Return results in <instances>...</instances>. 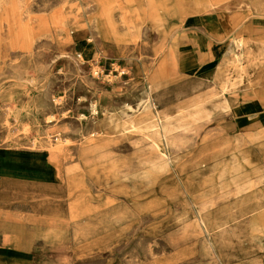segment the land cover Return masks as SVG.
I'll return each instance as SVG.
<instances>
[{
    "label": "rangeland",
    "instance_id": "rangeland-1",
    "mask_svg": "<svg viewBox=\"0 0 264 264\" xmlns=\"http://www.w3.org/2000/svg\"><path fill=\"white\" fill-rule=\"evenodd\" d=\"M172 1L152 0L149 13L179 16V26L141 20L147 0H0V148L13 152L19 168L14 181L0 176V249L22 263L253 264L241 242L259 237L248 221L264 208V63L255 81L233 93L231 109L207 124L187 120L181 142L192 139L196 147L184 156L116 182L98 171L113 160L135 166L142 148L141 157L151 153L138 133L111 126L102 134L99 123L143 97L153 74L211 84L225 53L241 54L237 40L264 39V0ZM211 12L226 14L228 35L217 36L219 50L197 69L183 45L185 19ZM94 26L112 30L123 45L113 50L96 36L94 50ZM216 125L245 139L227 149L220 134L203 141ZM90 142H109L107 154L84 153ZM6 160L0 153L1 166ZM32 170L49 179L24 177ZM68 177L85 185L92 205L111 201L85 222L73 218ZM238 183L242 192L231 193ZM232 214L237 229L213 225ZM0 264L12 262L0 257Z\"/></svg>",
    "mask_w": 264,
    "mask_h": 264
},
{
    "label": "bare ground",
    "instance_id": "bare-ground-1",
    "mask_svg": "<svg viewBox=\"0 0 264 264\" xmlns=\"http://www.w3.org/2000/svg\"><path fill=\"white\" fill-rule=\"evenodd\" d=\"M260 2H262V0L259 1V4ZM205 24L207 26V22ZM241 38L236 41V47L241 49V54H233V51H230L226 53L225 58L223 59L224 64L221 66L222 70L216 77L220 87L219 93H216L213 96H208L205 100L177 105L176 116L171 117L160 114V112L156 110V104L151 100L149 95H145L138 99L135 104L126 102V108L121 113L112 112L107 118L103 119L102 122L99 121L102 129L100 133L107 134V129L111 126L121 127L122 131L130 134L138 133V142L149 141L148 145L151 152L148 157H141L142 151L144 150L142 148L139 153L140 159L138 158L137 164L135 165L136 167L133 165L130 166L131 163L121 160H113L99 166L98 171L102 176L104 175V181H106V183L109 182V179H112L115 182L122 179H130L141 174L145 170H150V168L166 165L169 161L184 156L187 149L196 147L194 144L195 142L192 139H189V145L187 146L181 142L179 131L181 128H188V125H185L187 120L190 121V123L202 121L207 124L210 123L219 113L231 109L233 93L238 92V89L242 85H247L248 81H255V76L258 75V70L264 63V39L258 40L256 38L250 39L248 37ZM247 59H250V61L245 62ZM238 62H242L243 64L237 66ZM228 65H231V67L234 66V68L231 69ZM93 110L94 112L97 111L96 105H93ZM217 126L218 125L215 127ZM208 138L209 137L207 136H203L202 140L205 141ZM105 141H107V138H105ZM108 145L109 142H106V144H94L90 142L84 146L83 152L101 151L102 155H106V150H109ZM0 153L5 154L7 157L6 163L2 166L0 165V176L4 182L11 180L14 181V178H16L15 173H17V169L19 168H15L11 162V155L13 152L1 147ZM124 166H127L128 170L121 173L120 169ZM41 173L40 170H32L23 175H27L24 177H31V179L37 182H47L49 177H46L44 173ZM105 186H107V184H105ZM67 188L69 190L68 196L70 197L69 208L71 216L76 217L78 215V209L81 206L80 201L89 194L86 192L85 185L77 182L68 181ZM243 189L242 183H238L230 190V192L240 193ZM72 193L74 194L72 195ZM228 193L229 192L225 193V195ZM204 212L205 211H202V213L200 212V222L204 225H208L209 221L206 217L204 218ZM255 227L257 228V226ZM260 232V237L264 238V225H260ZM3 252L4 249H0V254Z\"/></svg>",
    "mask_w": 264,
    "mask_h": 264
},
{
    "label": "crops",
    "instance_id": "crops-1",
    "mask_svg": "<svg viewBox=\"0 0 264 264\" xmlns=\"http://www.w3.org/2000/svg\"><path fill=\"white\" fill-rule=\"evenodd\" d=\"M132 0H129L127 4H130ZM143 1V0H141ZM158 6H171L174 3L172 0H154ZM150 3H153L152 0H147V3L140 5L141 11L146 13V17L142 18L143 21H164V22H176L179 26L180 24V17H176V15H167L165 13L157 12V14H150L149 8ZM151 15H157V18H149ZM214 18V19H212ZM122 20H124L122 18ZM125 20H132V18H126ZM212 20V21H211ZM185 21H190V27H186L187 30L184 34V41L183 45H188L187 53H189V58L192 63H194L197 69H202L208 64L209 57L210 59L213 58V55L219 50L218 46H215L213 43L214 40L216 41L217 36H226L228 35L227 27L225 23L227 21L226 14L223 13H208L204 16L202 15H190L188 16ZM217 21V22H216ZM207 22V26L206 23ZM210 22V23H208ZM210 26V27H209ZM220 26V27H219ZM154 28L150 26V28ZM210 31H209V30ZM95 31V32H94ZM217 31V32H216ZM170 32V31H168ZM93 45L95 50V37H99L101 39V44L103 46H110L111 49L116 50L120 48L123 44L120 41L114 40V38L118 35H115V32L108 29H103V27L94 26L93 32ZM109 40H108V39ZM84 40L81 39L78 43H83ZM218 43V42H216ZM90 45V43L88 44ZM226 55V53H225ZM212 56V57H211ZM225 58V56H224ZM223 58V59H224ZM223 59L216 65V77L218 76L219 72L222 70V64H224ZM138 60V59H137ZM218 68V69H217ZM220 87L219 82L215 79V81L211 84L206 82H186L180 79L177 80H162L158 73L153 74L149 81L146 83V87L144 89V95H149L151 100L156 104V110L160 112L163 116H176V106L181 105L184 103H191L196 102L198 100H205L208 96H213L216 93H219ZM142 97H139L140 99ZM137 99V100H138ZM259 100V99H258ZM211 134V139L213 136L220 134L219 139L223 142L224 148L227 149L229 145L239 143L241 140L245 139L244 136H238L233 134H228L224 129L215 127L209 132ZM234 147V146H233ZM40 169V168H39ZM69 181V177H68ZM74 193H72L73 195ZM92 196L89 194L85 196L83 200L80 201V208L78 209V215L73 217L78 220H83L84 222L88 220L90 217L93 208L100 209L111 201L110 198H105L104 202L101 200L102 198H98L96 204L92 205ZM228 198V196H227ZM106 202V203H105ZM261 206H257L256 210L260 209ZM240 209L237 213L241 212ZM208 218V216H205ZM221 223V225H235L232 228H238L239 216H235L234 214L230 215L227 218L217 219L213 225L216 223ZM248 225H250V231L256 232L258 239H253L247 237L246 239L242 238L243 246L245 247L244 252L248 256L247 259L252 260L253 264H264V238L260 237V225H264V208L262 209L261 213H257L253 215L249 221ZM257 226V228L255 227ZM238 243V242H236ZM239 245H236L238 248ZM11 253L9 250L4 249V252L0 254V257L8 258L12 264H24L22 261L10 255ZM241 256L237 254V261L241 260ZM243 259V258H242Z\"/></svg>",
    "mask_w": 264,
    "mask_h": 264
},
{
    "label": "built area",
    "instance_id": "built-area-1",
    "mask_svg": "<svg viewBox=\"0 0 264 264\" xmlns=\"http://www.w3.org/2000/svg\"><path fill=\"white\" fill-rule=\"evenodd\" d=\"M99 73V72H98Z\"/></svg>",
    "mask_w": 264,
    "mask_h": 264
}]
</instances>
